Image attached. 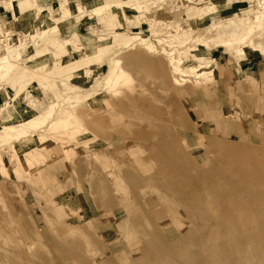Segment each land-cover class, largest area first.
<instances>
[{
    "label": "rangeland",
    "instance_id": "obj_1",
    "mask_svg": "<svg viewBox=\"0 0 264 264\" xmlns=\"http://www.w3.org/2000/svg\"><path fill=\"white\" fill-rule=\"evenodd\" d=\"M10 1L0 58L29 30ZM59 1L46 0L37 28L50 12L58 21ZM136 1L27 38L1 81L0 264H264V23L245 19L247 37L226 44L213 25L240 17L220 16L226 0ZM257 4L245 7L263 13ZM79 34L109 37L102 64L15 82L37 55L51 53L43 69L82 58ZM115 67L125 77L112 89ZM7 102L33 110L12 116ZM69 107L74 124H57Z\"/></svg>",
    "mask_w": 264,
    "mask_h": 264
},
{
    "label": "bare ground",
    "instance_id": "obj_2",
    "mask_svg": "<svg viewBox=\"0 0 264 264\" xmlns=\"http://www.w3.org/2000/svg\"><path fill=\"white\" fill-rule=\"evenodd\" d=\"M13 2H16L17 3V7L21 11V14H19L21 16L20 18L17 16V11H16V8H15ZM13 2H12V0L10 1L11 7L13 8V12H14V19H13V21H17L18 18L19 19H22L23 16L26 17V16L29 15L30 17H26V19L24 21V23L29 26V30L27 31L28 33L25 34V37H24L25 40L23 39V41H21V43H20L21 45L20 44H17L16 45V46H19L20 49H17V51H14V53H12V49L15 46L14 47L13 46L12 47L11 46H7L5 48L4 55H2L1 58H0V84L1 85H2L1 81L6 80V78H8V76H11V74L14 73V70L16 68V65L18 64L19 60H21L23 58V56L25 54V50H26V47L24 45L26 43L25 41L27 40V38L32 39V41L33 40H35V41L37 40V42H39V41L43 40V38H45L47 36V34H49V32H54L55 33L56 30H58V32H59L60 31V29H59L60 28L59 27L60 25L61 26L62 25L63 26L65 25V27L70 28L69 25L72 24V16L74 15V13L76 14V13H84L86 11H91L94 14L102 15L105 11H110L111 9H116V8H118V9H126V10H130V11L133 10L134 11V10L137 9V6H138V5L136 6V4H138L136 0H60L59 1L60 2V7H59V15L60 16L56 19L58 21L57 22L55 21L53 23L49 19L52 16V13L50 12L49 14H47V16H43V18H42V25H41L40 28H37L33 24V20L36 19V18H39L41 16V10H42L41 8L43 7L42 1L41 0H14ZM257 3H258L257 4L258 7L264 9V0H257ZM139 4H140V2H139ZM140 7H141V5H140ZM29 10L31 12H33V14L32 13L30 14L29 13ZM254 10H256V8H254L253 5H251V7L244 8V9H242L239 12L240 17L229 18L224 25H213V30L214 29H217V33L220 35V39H221L220 41H224L225 40L224 43H226V44H230L231 43L233 45V44H237V43L234 42L235 40L234 41H231V40H228V39H237V38H240L241 40H244L247 37L248 33H249L248 31L245 33V30H248L249 29V31H250V28H251L250 26L247 27V29H243L242 28L244 26V24H243L244 22L243 21H245V19L249 20V23L251 25L254 24V23L255 24L259 23V25L263 24L264 22H262V21H264V12L261 13V14H254V13L252 14L251 12H253ZM54 18H55V16H54ZM172 28H173V26H172ZM241 30H243V32H244L243 34H240ZM64 32H65V30H64ZM120 37H121V35H120ZM79 38L85 40L84 41L85 43H84L83 49H82L83 52L81 53V54H83V57L82 58L69 61L66 66H62L61 65V66H58L55 69H47V68L46 69H43L44 67H46V64L48 63V60H47L48 54H51V53H45V54L37 55V56L34 57L36 59L35 63H33V64H27L26 65L27 68L26 69L24 68L25 70L29 71V74L28 73H25V71H23L21 73L18 72L17 74L18 75H21V76L19 78L14 79L15 82L17 84H19V85L27 86V85H29V82L31 80H34L33 78L41 79L43 77H47V78H52L53 79V78L57 77L56 75H54L53 72H56L57 71L59 73H63L65 71H67V70H76V69L78 70L79 68H81V66L83 64V63L82 64L80 63L81 59L86 60V63H89V62L90 63H94V62H96L98 64H102V63L99 62L101 60L100 58H102L103 55L106 54L107 50L110 48V45H111V43H110L111 41H109V37L100 35V37L93 39V38H84L82 35L79 34ZM122 39H124V38H122ZM139 39L141 40V43H145V38L144 37H140ZM241 40H239L237 42H240ZM161 41H162V39H161ZM70 44H71V40H69V39L64 40V44L60 45V50L59 51H61L62 54H65L64 52H66V46H68ZM150 47L152 48V45H150ZM233 47H235V45ZM69 53L66 54L65 57L67 55H69ZM11 54H15V55L12 56ZM159 61H161V60H159ZM177 62H178L177 64L174 63L172 71L174 73H177L178 74V73L182 72V69L179 67L180 64H181L180 61L177 60ZM183 64H185V66H186V63H183ZM183 64H182V66H183ZM14 76L15 75L12 76V79L14 78ZM167 76H168V74H167ZM124 77H125V71H123L121 69V67H118V68L115 67L114 69L111 70L110 74L107 75V77H106V83L110 85V88L115 89V86H117L122 81H124L123 80ZM21 79L23 80L22 82H21ZM176 81L178 82V79L175 78V82ZM23 86L20 88L21 90H22ZM97 91H98V89H96V87L95 88L93 87L92 91H90L89 93H86L85 97H88L89 95H94V94L97 93ZM114 91H117V90H114ZM18 94H20V90H18L15 93L16 97L18 96ZM13 101H16V98H14ZM12 104L13 103H9V102L5 103V107H7V109L10 110V114H12V116L14 115L16 117L17 116L20 117L21 115L23 116L24 113L28 112L29 109L30 110H33V108H31L30 106H25V111H24V113H22L20 111H17L16 108L14 109V107H12L13 106ZM34 105L35 104H33V106ZM74 106L75 105H73V107ZM66 114L67 115L65 117H63V118L59 119V121H57V124H59V123H61V124L62 123H65L66 126L69 125V124H74L75 119L73 120V118L75 116V110L73 108L69 107L67 109V111H66ZM11 127H13V126H11ZM114 127H115V125H114ZM19 132H20V129H16V130L13 129V133H16L17 135H18ZM16 134H13V135H16ZM0 163H1V160H0ZM256 206H254V207H256ZM241 234H242V232H241ZM261 241H263V240H261ZM254 252H256V251H254ZM251 257H253V256L251 255Z\"/></svg>",
    "mask_w": 264,
    "mask_h": 264
},
{
    "label": "crops",
    "instance_id": "obj_3",
    "mask_svg": "<svg viewBox=\"0 0 264 264\" xmlns=\"http://www.w3.org/2000/svg\"><path fill=\"white\" fill-rule=\"evenodd\" d=\"M41 1L43 3L42 5H45L46 4V0H41ZM249 1L250 0H227L225 2V0H224L225 4H224V6L219 11L220 16H230L233 13H237V12L239 13L242 9L246 8L245 6L249 3ZM4 9L6 10L5 6H3L0 3V19H2V20L5 19V18H9L10 11H11L10 9H7L6 11H4ZM237 10H239V11H237ZM11 13H12V11H11ZM89 18H91V17H88L86 19H89ZM229 18H232V17H227L226 20H228ZM82 19L79 21V23L82 21ZM79 23H78V25H79ZM78 59H80V58H78Z\"/></svg>",
    "mask_w": 264,
    "mask_h": 264
}]
</instances>
